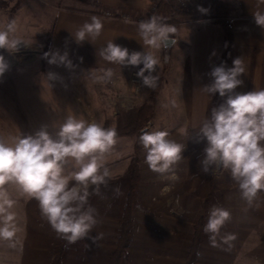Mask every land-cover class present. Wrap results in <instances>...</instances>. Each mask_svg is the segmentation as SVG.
Here are the masks:
<instances>
[{"label": "rangeland", "instance_id": "1", "mask_svg": "<svg viewBox=\"0 0 264 264\" xmlns=\"http://www.w3.org/2000/svg\"><path fill=\"white\" fill-rule=\"evenodd\" d=\"M153 2L156 1L149 0L148 12H151ZM195 2L199 4L200 0ZM223 2L230 11L232 0ZM61 6L79 10H90L93 7L79 0H0V30L15 21L14 36L21 41L18 51L0 49V55L8 64L7 70L0 76V138L11 144L15 137L35 135L42 127H47L48 132L55 136L58 127L54 125H59L69 115L113 127L122 109L151 101L156 106V113L142 133L166 130L169 139L186 146L182 159L174 166L179 180L172 182L148 168L145 163L146 153L139 139L142 133L139 137H116V143L105 154L104 160V165L110 170V179L107 185L99 187V192H95L90 202V206L96 210L98 223L88 238L66 244L62 264H108L110 253L117 247L122 214L131 186L127 170L133 158H136L139 175L133 205L131 241L126 248L127 256L121 264H184L192 240L193 224L203 213H206L208 221L213 206L229 211L230 218L214 239H211L212 234H204L198 258L193 264H264V190H259L249 203L242 198L239 186L228 170L216 168L208 174L201 170L200 161L206 140H200L197 132L203 120L210 116L211 109L219 106L226 98L218 96L217 102L213 100L207 103L205 117L196 123L187 117L186 103H178L171 96L167 97L164 88L165 78H177V81L181 76L178 71L180 64L172 54L165 67L167 69L169 65L172 66L167 69L168 73L165 75L167 70L160 72L158 67L153 73L160 78L158 87L143 85L135 92L130 82L132 95L129 98L115 95L103 101L77 102L75 99L78 93L84 92V87L71 89L66 84V77L59 76L49 81V73L57 76L60 72L49 69L43 56L46 41L51 35L55 11ZM93 13H98V10H93ZM207 13L209 18L201 19L215 22L213 10ZM156 14L161 18L158 7ZM166 19L163 22L167 23ZM198 29L207 30L205 26ZM193 30L192 26L185 29L182 43L190 42V31ZM190 51L192 49H181L183 61L185 57H189L190 61L197 59V55ZM237 57L243 58L245 69L255 61V55L249 52H238ZM163 59L161 50L159 61L162 66L166 64ZM249 75L250 71L245 70L240 77L243 84L236 92L263 89L261 79H252ZM173 87L175 89V85ZM91 90L96 92L90 88L89 94ZM142 90L149 92L150 97L140 102L135 95L138 96ZM177 105H181L180 111ZM85 106L90 114L97 117L84 116ZM74 183L70 181V186ZM166 187L170 191L162 194ZM0 190L13 201L10 211L14 213L13 223L17 229L12 238H0V264H53L54 255L51 250L55 249L62 238L42 216L38 202L24 194L14 183H6ZM36 236L38 238L34 239ZM53 241L57 242L51 245ZM37 254L40 255L37 257Z\"/></svg>", "mask_w": 264, "mask_h": 264}, {"label": "clouds", "instance_id": "2", "mask_svg": "<svg viewBox=\"0 0 264 264\" xmlns=\"http://www.w3.org/2000/svg\"><path fill=\"white\" fill-rule=\"evenodd\" d=\"M198 11L207 10L198 6ZM254 18L256 24L264 28V14L257 12ZM102 27L101 20L92 17L78 29L74 38L77 43L85 41L86 37L95 39ZM176 31L174 26L157 16L138 23V33L148 49L159 50L166 46ZM14 32L15 21L0 30V49L18 51L21 41L15 38ZM49 55L50 64L72 66L67 54H44L46 58ZM100 56L120 67H138L136 75L143 85L156 86L158 77L153 73L160 61L152 51L130 52L127 47L109 41L100 50ZM7 68L8 64L0 55V76ZM244 73L242 57L234 58L231 67L222 62L211 69V83L202 89L210 96L218 93L226 99L211 109L197 135L200 140H206L201 170L205 174L216 168L228 170L238 184L242 198L250 203L259 190H264V89L236 92L243 84L240 77ZM92 75L97 82H107L114 72L109 68L103 70L102 75ZM47 78L51 81L57 76L49 73ZM54 126L58 127L55 136L47 127H42L35 135L15 137L11 144L0 138V188L6 183L19 186L24 194L38 202L42 216L58 236L72 244L88 238L98 223L96 210L85 205L89 188L95 186L94 191L98 193L99 187L107 185L110 179V170L104 160L105 154L116 143L117 134L114 129L78 119L75 115L67 116ZM168 137V131L157 130L144 131L139 139L148 168L176 182L179 177L174 166L182 159L186 146ZM70 181L75 183L70 186ZM168 191L170 188L166 187L162 194ZM12 206L13 201L0 190V238L3 239L12 238L17 230L13 223L14 213L10 211ZM229 218V211L213 206L204 226L205 233L212 234L211 239H214Z\"/></svg>", "mask_w": 264, "mask_h": 264}, {"label": "crops", "instance_id": "3", "mask_svg": "<svg viewBox=\"0 0 264 264\" xmlns=\"http://www.w3.org/2000/svg\"><path fill=\"white\" fill-rule=\"evenodd\" d=\"M99 1L101 2V8H98V13H93L92 10H87L86 8H84L86 10H79L63 6L58 7L51 25V35L48 36L46 41L47 50L45 53L58 52L60 55L67 54V59L71 61V67L59 63L50 64L48 61L51 59V55L47 58L44 56L49 69H53L55 72L59 71L60 74L57 73V77H66L68 81L66 84L71 89L72 87H84L85 93H78V95L83 96L77 95L75 99L77 102H91L98 101V99L103 101L115 95L129 98V96L132 95L129 77L131 71L138 67H120L119 65L105 61L100 56V50L106 47L109 41L127 47L130 52H142L143 50L152 51L158 59L161 56V50H163V47L159 50H155L148 49L144 46L138 33L139 21L106 17L101 14L104 9H112L116 11V13L124 10L128 13L131 12L133 17L134 15H142L147 12L149 0ZM232 2L228 18L233 26V44L228 58V67L232 66V60L238 56V52L246 54L249 52L254 54V64H250L245 70L250 71V78H260V85L264 89V28L258 26L254 18L257 12L264 14V0H232ZM92 17L99 18L103 24L100 35L95 39L86 37L85 41L77 43L74 38L76 32L84 23L90 22ZM189 26H192V28L194 27V30L190 31V33H192L190 42L185 44L182 43L185 35L184 31ZM200 26H205L207 30L199 31L198 28H200ZM172 35L176 37L177 40L171 47L170 56L174 54V59L180 64L178 71L181 76L178 77L177 81H175L177 78L174 80L165 78L164 88L167 92V97L171 96V99L178 103H186V116L194 119L196 123L199 119L205 117L207 103H210L217 97V94L210 96L205 93L202 87L211 83L209 73L211 69L214 66H218L221 61L226 41L225 33L220 24L201 19L183 21L177 28L176 33ZM185 48L192 49L190 52L197 55V59H193L194 62L193 60H191V62L189 57H185L184 61L182 60L181 49ZM213 53H215V55H213ZM207 63L209 64L207 65ZM170 66L171 65L167 68L168 70L172 67ZM139 67H142V65ZM157 67L161 70L160 72H165L167 70L165 69V65L162 66V62L161 65L159 63ZM109 68L113 69L114 72L110 81L97 82L94 80L92 73L102 75L103 70ZM168 70L165 75L168 73ZM173 85H175V89ZM89 87L95 89L96 92L91 90L94 94L92 92L89 94ZM102 91L106 93L101 94ZM174 94L176 96H174ZM135 97H138L140 102H142L149 99L150 93L143 91L140 92L138 96L135 95ZM177 107L179 109L178 111H180L181 105H177ZM83 111L84 116H95L90 114V110L87 108ZM98 112L102 115L101 110ZM155 113L156 106L154 115ZM100 115L98 117H100ZM95 117H97V115ZM37 238V236L34 237V239ZM56 242L57 241H53L51 245ZM26 244L28 243L26 242ZM52 252L51 250V253ZM38 255L40 254H37V257Z\"/></svg>", "mask_w": 264, "mask_h": 264}, {"label": "trees", "instance_id": "4", "mask_svg": "<svg viewBox=\"0 0 264 264\" xmlns=\"http://www.w3.org/2000/svg\"><path fill=\"white\" fill-rule=\"evenodd\" d=\"M83 3L89 4L90 10H98L96 7L100 6L99 0H79ZM158 3V11L162 15L161 18H167L166 22L169 25L174 26L176 29L185 20L188 19H201L209 18L208 10H213L215 15V22L219 23L224 30L226 41L224 52L219 65L222 62L228 63V58L231 53V48L233 44V26L228 18L229 8L223 2V0H200L197 4L193 1L187 7L180 8L171 0H155ZM198 6L206 9V12L198 11ZM99 12V11H98ZM118 13V12H117ZM173 36V35H171ZM44 54L47 50V45L44 48ZM44 56V55H43ZM168 65L166 62L165 67ZM160 85V78L157 80L156 87ZM151 92V96H153ZM219 94L217 93V97ZM214 99L217 102L216 98ZM218 99V98H217ZM154 104L151 101H145L137 106H133L129 109H122V111L116 116L115 125L110 127L109 125H103L105 128H111L116 131V137L119 136H132L139 137L142 133L143 128L149 123L154 115ZM137 143V142H136ZM128 174L131 178V186L128 193V200L123 210L121 224H120V234L117 242V247L110 253L108 258V264H121L125 256H127L126 248L130 245L132 236V225H133V205L136 184L138 180V164L136 158L132 159L128 170ZM95 186L89 188L90 195L88 197V203L85 207L90 205L91 199L95 194ZM207 223L206 213L201 214L193 224V235L192 240L189 245V249L186 254V261L184 264H193L198 258L199 249L203 236L205 234L204 226ZM67 240L63 239L59 242L55 249L53 250V264H62L63 253L66 249Z\"/></svg>", "mask_w": 264, "mask_h": 264}, {"label": "built area", "instance_id": "5", "mask_svg": "<svg viewBox=\"0 0 264 264\" xmlns=\"http://www.w3.org/2000/svg\"><path fill=\"white\" fill-rule=\"evenodd\" d=\"M171 1L174 3V5H176L180 8H184V7H187L189 4H191L195 0H171ZM151 6H152L151 12L147 11L146 14L139 15V17H137V18L133 17V15L130 13H127V12L116 13L110 9L102 10L101 14L103 16H106V17H112V18L117 17V18H122L125 20H129V19L132 20L133 19V20L140 22L143 20H147L152 16H157V14H156L157 7H158L157 2H153ZM138 70H139L138 68H134L130 74V82L132 83L135 92H138L140 90V88L143 87L142 79L136 75Z\"/></svg>", "mask_w": 264, "mask_h": 264}, {"label": "water", "instance_id": "6", "mask_svg": "<svg viewBox=\"0 0 264 264\" xmlns=\"http://www.w3.org/2000/svg\"><path fill=\"white\" fill-rule=\"evenodd\" d=\"M176 40H177L176 37L171 36V39L168 42V44L163 47V55H164V61L165 62H167L169 60L170 52H171V47L175 43Z\"/></svg>", "mask_w": 264, "mask_h": 264}]
</instances>
